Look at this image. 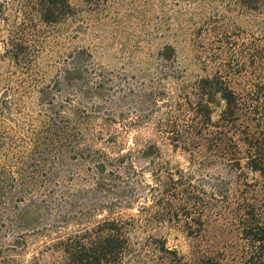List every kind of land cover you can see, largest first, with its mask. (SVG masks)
<instances>
[{
  "label": "trees",
  "instance_id": "16d2710c",
  "mask_svg": "<svg viewBox=\"0 0 264 264\" xmlns=\"http://www.w3.org/2000/svg\"><path fill=\"white\" fill-rule=\"evenodd\" d=\"M237 1L249 11L264 9V0ZM72 16L70 0H1L0 62L10 73L29 77L36 85L33 69L47 45L48 30ZM226 35L214 34L213 43L224 51L208 60L218 64L216 71L190 86H185L177 69L167 71L162 66L159 98L172 100L162 87L164 82L176 84L179 92L173 102L174 117L167 115L159 123L153 139L136 140L154 183L145 187L151 203L139 211L140 219L109 218L62 237L60 225L39 228L24 217L33 209L36 219L41 212L48 213L47 204L56 206L54 201L59 196L48 189L51 183L46 185L48 172L43 167L56 146L66 145L81 152L82 144L90 138L102 142L103 149H89L103 157L97 165L101 173L113 160L106 157L105 150L117 147L112 136L102 139V134L95 131L99 121L104 128L115 124L101 107L75 105L70 96L56 106L51 104L53 110L47 121L28 129L32 145L20 159L28 165L37 155V165L0 167V264H39L46 255L55 259L54 264H264V35L239 41H231ZM165 51L170 53L168 48ZM85 63L77 66V72L90 86L97 73L91 75L95 69ZM98 77L102 84L109 83L101 73ZM96 86L100 88V84ZM72 92L79 96L77 89ZM96 98L105 101V96ZM0 107V117L9 120L11 110L6 99L0 101ZM3 140L0 135V142ZM164 146L186 155L191 165L220 169L223 176L212 177L206 190L190 174L179 169L172 173L161 159ZM102 182L97 186L102 187ZM55 186L61 189L59 184ZM8 207L18 212L11 227L12 217H4L1 212ZM212 222L237 238L235 255L227 257L199 245ZM165 224L182 225L185 236L196 241L188 257L167 248L162 237L149 235ZM8 225L10 235L25 230L10 244L5 241ZM29 238H44V242L42 250L27 261Z\"/></svg>",
  "mask_w": 264,
  "mask_h": 264
},
{
  "label": "rangeland",
  "instance_id": "374dc122",
  "mask_svg": "<svg viewBox=\"0 0 264 264\" xmlns=\"http://www.w3.org/2000/svg\"><path fill=\"white\" fill-rule=\"evenodd\" d=\"M70 5L73 16L48 30L47 45L33 69L36 85L29 77L10 73L7 65L0 62V101L6 99L11 110L9 120L0 117V135L4 139L0 142V167L37 165V155L28 165L20 160L32 145L28 129L45 123L53 110L51 104L56 106L64 97L70 96L75 105L88 109L92 105L101 107L115 123L110 128H104L100 121L95 124L102 139L112 136L117 143L113 150H105L106 157L113 160L103 173L97 170L103 157L89 150L103 149L100 141L90 138L82 144L81 152L58 145L48 153L43 167L48 172L46 185L51 183L48 189L59 196L54 201L56 206L47 204L48 213L45 210L36 219L32 217L33 209L24 217L39 228L60 225L62 237L109 218L140 219L139 211L150 205L145 187L154 185L151 169L136 140L153 139L159 123L167 115L174 117L173 102L179 92L176 84L164 82L162 87L172 100L159 98L160 71L177 69L185 86H190L218 67L208 61L211 55L224 52L213 43L215 33L227 34L231 41L264 35V9L249 11L237 0H70ZM77 53L83 55L78 57ZM83 62L93 65L91 75L97 73L89 81L90 86L77 72ZM99 73L108 79L107 85L101 83ZM74 88L79 96L72 92ZM96 96H105V101L95 100ZM167 105L169 108H165ZM122 156H127L124 161L120 160ZM161 159L169 164L172 173L179 169L190 174L206 190L212 177L223 176L220 169L189 164L186 155L168 146L161 147ZM101 182L102 187L97 186ZM58 184L61 189L55 186ZM1 212L4 217H12L11 227L18 212L10 207ZM9 225L5 229L8 244L25 231L23 228L10 235ZM184 231L182 225L165 224L149 235L162 237L167 248L188 257L196 241L187 238ZM206 231L199 245L226 253L227 257L235 255L237 238L232 233L213 222ZM43 242L44 238L28 239L27 261L42 250ZM54 263L49 255L39 262Z\"/></svg>",
  "mask_w": 264,
  "mask_h": 264
}]
</instances>
